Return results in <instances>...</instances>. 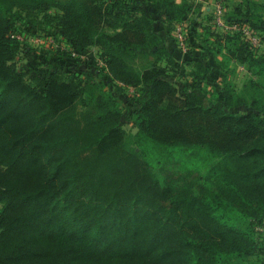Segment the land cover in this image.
Masks as SVG:
<instances>
[{"label": "trees", "instance_id": "obj_1", "mask_svg": "<svg viewBox=\"0 0 264 264\" xmlns=\"http://www.w3.org/2000/svg\"><path fill=\"white\" fill-rule=\"evenodd\" d=\"M254 6L243 0L226 16L257 26L264 43V7ZM196 9L188 0H0V264H264V50L252 57L239 33L206 25L198 38L221 79L207 90L215 64L194 58L192 81L176 83L184 72L155 17L175 25ZM23 11L66 37L67 72L16 66ZM92 47L94 66L78 68L72 52ZM236 61L252 74L239 91L227 72ZM115 80L139 93L136 149L108 89Z\"/></svg>", "mask_w": 264, "mask_h": 264}, {"label": "rangeland", "instance_id": "obj_2", "mask_svg": "<svg viewBox=\"0 0 264 264\" xmlns=\"http://www.w3.org/2000/svg\"><path fill=\"white\" fill-rule=\"evenodd\" d=\"M239 1V0H236ZM230 2L235 3L234 0H230ZM250 5L251 2L255 4V6H263L264 7V0H249ZM254 6V7H255ZM256 10V9H255ZM56 9H52L51 12H56ZM258 12H262V9H257ZM35 16L37 15H29L25 11H23L22 18H20L16 26L12 30V34L18 33L20 34L23 39H20L21 41V49L18 55L16 56L14 63L19 69H24L29 71V76L32 75H40L43 76L54 69H62L64 72H67L69 70V66L71 65L68 60H65V55L62 54V50H70L69 44L67 43V39L65 36L61 34L60 31L57 29H54L52 27V24H46L45 22L41 23L39 21H35ZM40 16V15H39ZM39 18V17H38ZM32 22V23H31ZM243 27L238 26L237 33L240 34L242 40L245 42L248 54L252 57H258L259 54L264 50V43L261 42L260 44H255L253 41V35H257L259 33V28L257 26H254L252 24H248L244 22L242 25ZM223 33H229L233 34L236 33L235 28H233L232 31H220ZM186 40H188L189 35L185 34ZM199 43L201 44V39L199 38ZM198 43V45H199ZM189 45V42H188ZM187 45V46H188ZM262 45V46H261ZM186 48V47H185ZM185 48L179 47V49L182 51ZM204 51L201 48H197V52L205 53L204 55H208L211 57L213 55V51L211 50V47H203ZM186 51H189L188 49H185ZM262 50V51H261ZM78 55V68L85 69L86 67L94 66L93 62H91V56L96 55L97 51L96 47H92L90 49H87L83 54H80L78 52H75ZM101 62V61H99ZM103 63V62H102ZM242 66H244L245 72H249V68L247 64L242 62ZM77 71V70H76ZM228 78L235 83L237 91L243 88V85L248 82L250 78H252V74L250 72L248 74H243V69L238 67L236 64H232L230 62L228 68ZM256 78V77H255ZM209 81L214 82L217 80L215 77L211 76L208 78ZM219 79H221V76H219ZM218 79V80H219ZM176 83H180L179 79L174 80ZM207 83V82H205ZM216 84L221 86V83L219 81L216 82ZM205 86H207L205 84ZM109 90H112L114 94L118 95V100L121 103L123 114L124 116L121 117V124L122 127L126 131V140H127V146L130 149H133L134 144L132 143L133 135L136 133L137 128L133 126L132 121L130 120V115L132 114V110L138 107V100L137 98H133V95L137 96L139 93L137 90L124 82L120 81H114L112 83V86L108 88ZM211 92V91H209ZM198 94L202 98V101L204 104L208 102V96L205 94L204 89L201 91H198ZM128 97H132L130 101ZM178 101V99H177ZM177 101H173L171 99V103L175 104L178 103ZM185 119L179 120V128H182L184 126H187V123L184 122ZM177 126V125H176ZM184 132H188L184 130ZM258 232L261 231V236L264 233V226L263 227H257ZM264 257V256H262Z\"/></svg>", "mask_w": 264, "mask_h": 264}, {"label": "crops", "instance_id": "obj_3", "mask_svg": "<svg viewBox=\"0 0 264 264\" xmlns=\"http://www.w3.org/2000/svg\"><path fill=\"white\" fill-rule=\"evenodd\" d=\"M183 0H175L176 3H181ZM193 1L196 4V11L191 13V15L185 19L183 22L180 23L182 30L185 34L189 35V45L185 48L189 51L180 50L179 45L177 43L175 37V25L166 22L160 15H157L155 29L159 32V36L162 39V45H164L170 53H172L173 57L181 63V70L184 72V76H173L171 77L172 80L179 79V81H184L188 79L192 81V74L193 70L195 69L192 60L194 58H201L205 62L209 61L210 63L215 64L212 62L211 57H209L205 53L197 52V48H201L204 51L203 47H211L208 44L199 43V34L205 30V26L209 25L213 31L220 32V31H232L235 28L237 33L238 26L243 27L244 24L241 20H230L227 19L226 12L231 11L234 7H241L243 5V0L235 1V3L230 2V0H188ZM218 5L222 7L221 18L218 21L217 19V11L216 8ZM179 24V23H178ZM194 32L195 36L192 35ZM191 35V39H190ZM199 43V45H198ZM262 46V45H261ZM262 51V50H261ZM220 57V56H219ZM162 65H165V61L161 62ZM232 64L238 65L241 69H243V74H248L249 72H245L244 64L242 62H232ZM221 70L219 69L218 65L215 64V69L209 74L206 78L208 83L206 84L207 90L212 89V81H209V77L213 76L217 80L219 79V74ZM179 84V83H178Z\"/></svg>", "mask_w": 264, "mask_h": 264}, {"label": "built area", "instance_id": "obj_4", "mask_svg": "<svg viewBox=\"0 0 264 264\" xmlns=\"http://www.w3.org/2000/svg\"><path fill=\"white\" fill-rule=\"evenodd\" d=\"M216 11H217V16L216 17H217V19L219 21L220 18H221V13H222L221 5L217 6ZM175 26H176L175 27V37H176L178 45L183 47V48L187 47L188 43H187V40H186V37H185V33L182 30V27L180 26V24H175ZM13 35L15 37H17L18 39H23V37L20 34H18V33H14ZM260 40H261V38H260L259 34L253 35V41L255 42V44H260ZM72 54L74 56L77 55V53H75V52H72ZM99 61H101V60H98V63L102 64V61L101 62H99Z\"/></svg>", "mask_w": 264, "mask_h": 264}]
</instances>
